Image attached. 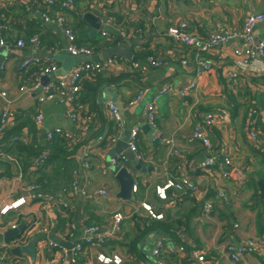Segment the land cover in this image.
Segmentation results:
<instances>
[{
    "label": "crops",
    "instance_id": "obj_1",
    "mask_svg": "<svg viewBox=\"0 0 264 264\" xmlns=\"http://www.w3.org/2000/svg\"><path fill=\"white\" fill-rule=\"evenodd\" d=\"M44 1L10 0L3 10L11 21L12 43L8 45L5 42L4 53H0V61H4L6 67L0 73V93H6L5 98L0 97V115L5 108L14 112L17 119L13 126H16L17 131L2 144L0 206L10 200L26 197L24 189L30 183L39 184L45 194H57L70 188L75 180L78 182L85 175L75 154L67 161L53 160L36 169L35 159L32 161L33 158L27 157L25 161L27 155L16 151L14 145L17 144L12 141L14 136L27 137L29 144L26 146L43 154L46 152L45 129L61 127L77 133L65 118L62 105L56 100L39 105L34 93L19 92L22 85L30 82L36 70L30 69L27 73L19 74V64L23 59L49 57L59 70L62 63L54 60L55 55L69 56L61 50L68 45L64 28L72 31L76 45L90 48L93 55L103 54L117 45L116 40L110 48H98L113 41L104 39L102 32L112 36L115 31L112 26L103 28L101 24L98 36H91V27L84 18L86 13H90L101 23L105 17L113 18L116 26L123 28L122 34L128 40L121 34L115 37L121 36L123 41L132 43L134 56L149 52L148 57L156 58L160 64L149 67L145 64L146 58L138 60L135 56L143 68L139 71L123 69L117 73H99L103 78L108 75L124 77L114 84L103 83L96 91L93 102L92 97L87 102V108L92 110L98 123L104 122L99 135L112 134L117 137V142L126 136L128 138V131L135 125L140 127L138 151L143 155V160L139 161L142 170H134L126 159L122 162L133 176L136 191L131 190L127 197L121 196L120 184L115 179L118 171H112L110 164L116 142L108 148H98L91 160L93 169L88 173L91 179L88 190L92 194L89 199L77 194L70 203L69 211L33 202L6 216H0V248L5 246L4 264H60V252L50 244L70 246L65 237L66 226L70 223H74L78 229L90 225L97 227L100 232L113 234L115 237L109 239L100 250L121 256L123 264L124 261L125 264H154L151 257L152 241L162 238L167 245L178 243L176 233H182L186 252L180 256L165 255V264H198L190 255L194 250L204 254L206 263L203 264H232L226 254L227 245L238 247L249 240L255 243L256 250L254 253H245L239 264H264V202L259 197L257 185L258 181L264 183V115L256 121L257 141L253 142L249 138L247 129L251 111H264V52L260 55L257 50L258 44L264 39V23L254 28L252 42L245 47L254 55V61L246 68L238 65L243 58L234 54L245 46L240 40L224 44L211 53H197L191 48L175 44L165 35L168 28L181 20L186 21L190 31L201 39L217 31V26L232 33L240 32L250 10L264 12V0H76L73 10L64 12L63 25L43 19V11H47L52 19L57 13L56 7L45 8ZM37 34L41 36V47L36 50L29 46L28 39ZM15 39H22L25 47L16 48L13 45L17 41ZM256 50L258 53L254 52ZM114 57L125 59L122 56ZM183 60L186 64H182ZM199 60L211 62L213 68L199 72ZM228 74L233 76L228 77ZM50 81L53 80H45L47 83ZM164 86L168 89L156 102L157 123L155 133L151 134L149 130H142L147 124L142 120L141 112ZM106 87L114 90L111 91L115 93L122 109L118 111L124 124L121 129L106 114L105 105L108 102L105 96L111 95ZM186 88L187 95L181 97L180 91ZM138 91L142 92V98L136 102ZM79 97L83 98V95ZM131 102L133 105L129 107ZM37 112H42L45 118L42 130L35 128L32 121ZM207 114L214 118L213 125L205 129L210 142L209 149L199 142H189ZM95 134L96 129H93L86 137L92 140ZM168 140H173L178 155L169 154L164 144ZM83 144L76 152L83 151ZM222 146H226L233 154L232 178L224 183L226 204L217 197L210 181H207V174L198 166L210 152L218 151ZM116 157L122 156L117 154ZM24 163L29 164V167L25 172L22 170L19 178L16 164L23 169ZM103 168L109 170L107 175L101 174ZM166 176L186 177L198 186V195L183 198L174 208L167 207L155 195V186L162 184ZM101 189H106L108 196L94 195ZM141 203L150 205L155 213L163 214V219L150 218L141 208ZM204 203L213 205L210 212L203 211ZM117 212L124 217L120 235L113 232L112 215ZM154 221L164 222L177 229L173 234L176 240L169 236L167 230L152 225ZM21 224H24L21 233L5 236L12 226L18 228ZM24 234L28 239L26 245L32 237L37 238L33 258L13 252L16 247L13 248L11 243ZM77 236H80L79 231ZM135 250L137 255H134ZM95 252L90 247L85 249L74 259L73 264H98Z\"/></svg>",
    "mask_w": 264,
    "mask_h": 264
},
{
    "label": "built area",
    "instance_id": "obj_2",
    "mask_svg": "<svg viewBox=\"0 0 264 264\" xmlns=\"http://www.w3.org/2000/svg\"><path fill=\"white\" fill-rule=\"evenodd\" d=\"M97 1V0H94ZM167 2H183L185 0H166ZM10 0H0V13L2 10L6 9ZM76 0H45L44 7H56L57 13L54 19L50 18L47 11L42 15L43 19L47 22L57 23L63 25L64 23V12L68 10H73L75 7ZM264 23V12H256L250 10L245 17L243 26L240 32H229L224 28L217 26V31L210 32L206 39H201L196 33L191 32L189 24L186 21H179L174 26L167 29L165 35L171 39L175 44L191 48L197 53H211L215 49L221 48L224 44H227L234 40H240L244 43L243 50H236L234 52L235 56L243 58L241 63L238 65L242 68L249 67L253 60V53L247 50L245 47L252 42V32L254 28ZM103 28L106 26H112L114 28L115 34L110 36L105 31L102 32V37L104 39H115L117 35L126 38L122 32L123 28L116 26L115 21L111 17H105L101 23ZM3 27L0 26V45L5 44L4 38L2 36ZM63 33L68 41V45L61 49L67 55L72 57L78 56H93V52L90 48L85 46H78L75 44V36L69 28H64ZM122 38V39H123ZM125 40H128L126 38ZM4 46V45H3ZM29 46L34 49L41 47V43L37 36H33L29 39ZM16 48H23L25 44L23 41L19 40L15 44ZM257 50L260 55L264 52V39L258 44ZM145 64L149 67L159 66V62L156 58L150 56L145 60ZM182 64H186L183 60ZM198 71L207 72L213 68V64L209 61H197ZM4 61H0V73L5 71ZM30 69H36L31 75V80L28 84H24L19 88L20 93H34L36 101L39 105L45 102L57 101L63 107V113L65 118L70 122L71 126L76 129L77 133H73L69 130L63 129L61 127H51L44 130V141L50 143L55 139H64L69 143L70 146H74L77 142L87 141L83 144V151L76 152L75 158L80 161L81 168L85 172V175L78 182L75 180L70 188L63 190L57 194H45L39 185L29 184L25 187L24 191L26 197H19L15 200H10L5 204L0 206V216H6L9 213L20 209L21 207L27 205L28 203H45L48 207L60 208L63 211L70 210V203L72 199L77 195H81L84 198L89 199L92 194L89 193L88 187L91 185V179L89 178V172L93 169V163L91 162L93 154L96 152L100 145L105 143L107 147L113 145L117 137L114 135H97L92 140H88L86 135L93 129H96V117L93 114H88L86 111L84 113L80 112V108L76 106L78 100V95L80 92V82L83 79L89 78L90 76L98 75L103 72L117 73L123 69H128L130 71H139L142 68L138 62H132L125 60L121 57H112L102 61L96 62H83L75 65L67 77L62 79H56L50 81L46 84L41 83V78L44 76H49L58 70L57 64L53 59L49 57L40 58L37 56L27 57L23 59L18 68L19 74H24L29 72ZM145 70V68H144ZM228 77L233 75L228 74ZM193 86V85H192ZM167 87L164 86L161 91H159L153 100L147 103L141 112L142 120L151 128L156 129L157 114H156V102L161 94L167 92ZM179 95L185 97L187 95V88L180 91ZM1 98L6 97V93H0ZM142 98V92L138 91L135 96L136 102H139ZM9 103V102H7ZM133 103H129L131 107ZM106 114L114 122L118 129H121L124 124L119 115L118 109L111 103L105 105ZM264 115V111H259L258 109H253L250 113V118L247 121V129L249 138L255 142L257 141V134L255 130L256 121L258 118ZM15 121L14 112L10 109L5 108L0 115V136L4 135L5 132L10 129ZM33 124L37 129H43L45 118L42 112H37L33 116ZM214 123V118L211 114L205 115L202 120V124L196 127L195 131L191 135L189 142H199L206 149L210 148V142L206 135V130L210 128ZM128 137V149L135 155L138 161L143 160V155L138 151V136L140 134V127L135 125L129 130ZM1 139V137H0ZM13 143H21L22 145H28L27 137L23 135L12 137ZM165 146L169 150V154L177 155L176 149H174L173 140H168L164 142ZM2 154V146L0 145V155ZM49 161V154L44 152L38 159H35L34 167L36 169L42 167ZM124 158L116 157L112 158L110 164L112 166V171H118L124 168L122 162ZM232 165H233V154L226 146H222L218 151L210 152L208 156L203 158V160L198 164L199 169L207 174V181L209 180L211 186L216 192L219 199L222 200L224 204L227 203V197L225 195V182L232 178ZM16 171L18 172V177L21 178V169L18 164H16ZM109 170L103 168L101 170L102 175H107ZM132 191H136V186H133ZM199 193L198 186L191 182L184 176L180 177H169L166 176L162 184L155 186V195L159 201L164 202V204L169 208L176 207L183 198H189L192 196H197ZM94 195L108 196L106 189L98 190ZM213 205L210 203H204L203 211L210 212ZM141 208L147 213V215L154 220L163 219V214L155 213L152 207L146 203H141ZM124 217L121 213L117 212L112 215L113 222V232L116 235H120V226ZM236 227V226H235ZM15 229L16 226H12ZM80 232V236H77V232ZM27 234V233H26ZM26 234L22 235L20 238L14 240L11 243L13 248L25 246L28 242ZM179 241L178 243H173L171 245L165 244V240L158 238L154 241L151 249V257L154 264H165L164 256H180L186 252L185 245L183 243L182 233H176ZM65 237H67L71 247L67 248L65 245L60 243H51L50 246L60 252V264H73L75 263L76 257L83 253V251L90 247V249H95V260L98 264H123L122 257L115 253H105L100 250L104 244L111 238L115 237L113 234H108L106 232H100L95 226H82L80 229L74 223H70L66 226ZM5 246L0 248V264L5 262ZM256 250L255 243L253 241H245L238 247L234 245H227L226 254L232 264H239L241 257L245 253H254ZM191 258L198 264L206 263L204 254L200 251L194 250L190 253ZM70 257V258H69Z\"/></svg>",
    "mask_w": 264,
    "mask_h": 264
},
{
    "label": "water",
    "instance_id": "obj_3",
    "mask_svg": "<svg viewBox=\"0 0 264 264\" xmlns=\"http://www.w3.org/2000/svg\"><path fill=\"white\" fill-rule=\"evenodd\" d=\"M84 18L86 20V22L90 25L91 27V36H98L100 29H101V21L95 17L94 15L90 14V13H86L84 15ZM116 40L118 41V44L115 45L114 47L107 49V51H105L103 54H99V55H93L92 57H88V56H78V57H72V56H62V55H55L54 60L57 63H62L61 67L59 68V70H57L55 73L49 75L48 77H43L41 79V83L45 84L47 82H45V80H49V78H51V80H56V79H62L64 80L68 73L70 72V70L77 64L83 63V62H96L99 60H106L109 59L111 57L114 56H122L124 57L126 60L128 61H132V62H137V59L135 58V56L133 55L132 52V43H127L125 41H123L121 36H118L116 38ZM6 47H4L3 45H0V53H4ZM255 53H258L257 50L254 51ZM2 55V54H1ZM3 56V55H2ZM107 88V87H106ZM107 90L110 92L111 90H113L112 88H107ZM114 91V90H113ZM111 91V95L110 96H105V100L108 103L113 104L118 111H122L118 101H117V97L115 95V93ZM143 131L145 130H149V132L151 134L155 133V129L151 128L150 126L146 125L145 127L142 128ZM129 132L127 133L128 137H129ZM128 138L127 136L124 137L123 140L117 141L115 144L116 150L113 152V154L111 155L112 158L115 157V155H119L121 154V156L126 159L127 161H129L132 165V167L134 168V170L136 171H141L142 170V165L141 163L135 158V155L129 151L128 149ZM111 158V159H112ZM115 179L119 182L120 187H121V196L122 197H127L130 194V191L132 190L133 186H134V180H133V176L131 174H129L126 170V168H121L120 170H118V172L115 174ZM259 191H260V199L264 202V183L263 181H258L257 182ZM24 228V224H21L18 228L9 230L8 232L5 233V236H12L15 235V233H19L20 231H22ZM21 233V232H20ZM154 243V241H152ZM36 243H37V238L36 237H32L30 242L28 243V245L23 246V247H17L14 249V254H26L29 255L30 257H34L35 254V250H36ZM66 247L70 248V246L65 245Z\"/></svg>",
    "mask_w": 264,
    "mask_h": 264
},
{
    "label": "trees",
    "instance_id": "obj_4",
    "mask_svg": "<svg viewBox=\"0 0 264 264\" xmlns=\"http://www.w3.org/2000/svg\"><path fill=\"white\" fill-rule=\"evenodd\" d=\"M2 11L0 13V26L3 27L2 36L4 38V42H6L8 45H11L12 40L10 39L11 32H10V27H9V25L11 26V21H10V18L8 17L7 13H4L5 11H3V12ZM43 13H44V11L42 12V14ZM5 35H7L6 38H5ZM33 36H37L40 43H41V36L39 34L32 35L31 37H33ZM31 37H29V39ZM15 40H17V39H15ZM19 40L23 41L22 39H18L17 41H19ZM17 41H15L13 45H15V43ZM111 42L108 41L107 43H105L104 46L100 45L98 48L103 49V48L112 47V45H114L116 43V38L113 39V41H111ZM54 47H55V45L52 46L51 48H54ZM149 54H150L149 52H143V53L135 54V56L138 60H143V59L147 58L149 56ZM123 77H124V75H121V76L108 75V77L103 78L98 74V75H95L92 77L90 76L89 78L83 79L80 82V92H79V95L80 94L83 95V98L79 97V95H78V100L76 102L77 108L78 107L80 108L79 110L81 113H84L86 111L88 114H90V113L94 114L91 109L87 108L88 107L87 104L90 101L89 98L92 97V100H91V103H92L94 100V95H95L96 91H98V89L100 88L101 85H103V83L106 82L109 84H114L115 82H117L119 79H121ZM15 119H17V118H15ZM103 123H104L103 120L100 122V124L98 123V121L96 122V124H95L96 125L95 136L101 134L100 132H102ZM101 124H102V126H101ZM15 131H17L16 126H13L12 128L8 129L4 135H1L0 136L1 137L0 145L2 146V144H4V140H8V137L10 135H12ZM14 134H16V133H14ZM107 136H109V135H107ZM13 144H17L14 146L17 147L16 151H18V153H20V154L23 153V154L27 155L26 157H24L25 161H27V157L33 158L32 161H34V159H38V157H40L42 154L41 151L35 150L29 146H24L21 143L14 142ZM82 144L83 143L81 141H79L76 144H74V146H70L69 143H67V141H65L64 139H55L54 141H52L50 143H45L46 153L49 154V161L48 162H51L53 160H56V161L61 160L63 162L69 160L70 158H72V156H74L75 152L78 150V147L81 146ZM100 146L102 148H108L107 145H105V143H103ZM40 152H41V154H40ZM32 163L33 162L30 163L31 164L30 167L33 166ZM28 167H29V164L24 163L23 169L21 168V174H22V170L25 172V169ZM30 184L39 185L35 182L30 183ZM163 223L164 222H161V221H154L152 225L156 224V226L159 227L160 229L167 230L169 236H171V238L175 239L173 234L175 231H177V229L172 228V225H166ZM132 251H134V250H132ZM129 252H130V250H129ZM129 254H131V252ZM134 255H137L136 250H135Z\"/></svg>",
    "mask_w": 264,
    "mask_h": 264
},
{
    "label": "rangeland",
    "instance_id": "obj_5",
    "mask_svg": "<svg viewBox=\"0 0 264 264\" xmlns=\"http://www.w3.org/2000/svg\"><path fill=\"white\" fill-rule=\"evenodd\" d=\"M177 151V155L179 154V151L178 150H176ZM172 155H174L173 153H172ZM224 190H225V188H224ZM226 195V194H225ZM110 254V253H109ZM122 260H123V258H122ZM126 263H127V261H126ZM124 264H125V261H124Z\"/></svg>",
    "mask_w": 264,
    "mask_h": 264
}]
</instances>
